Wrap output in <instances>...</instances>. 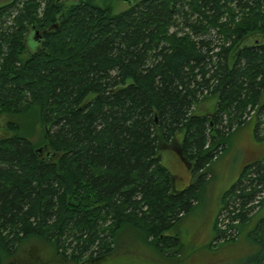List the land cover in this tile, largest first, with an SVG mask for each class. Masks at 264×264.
<instances>
[{
	"label": "trees",
	"instance_id": "1",
	"mask_svg": "<svg viewBox=\"0 0 264 264\" xmlns=\"http://www.w3.org/2000/svg\"><path fill=\"white\" fill-rule=\"evenodd\" d=\"M6 19L0 115L25 118L0 137V264L27 238L98 264L125 228L180 263L177 225L227 138L250 120L264 137V0H133L118 12L94 0H11L0 5ZM206 98L213 110L197 113ZM28 114L41 127L35 143ZM172 145L194 177L181 189L162 162ZM242 231L253 245L244 264H264L263 159L223 191L208 246Z\"/></svg>",
	"mask_w": 264,
	"mask_h": 264
},
{
	"label": "rangeland",
	"instance_id": "2",
	"mask_svg": "<svg viewBox=\"0 0 264 264\" xmlns=\"http://www.w3.org/2000/svg\"><path fill=\"white\" fill-rule=\"evenodd\" d=\"M9 1L11 0H0V5ZM75 1L64 0V3L69 5ZM132 1L94 0L100 5H111L116 12L127 8ZM8 20L0 22L7 25ZM211 33L217 38L215 31L212 30ZM29 44L31 47L33 46V42H29ZM214 105V98H206L198 102L194 110L197 113H206L212 111ZM28 115L33 118L31 114ZM24 116L0 115V137L11 134L7 127V121L10 119L24 121ZM32 118H30V123L26 124L32 127L29 138L35 143L41 137V127ZM261 126L263 127L264 124ZM255 159L264 160V137L260 139L255 137L253 121L250 120L229 135L224 151L210 165L211 177L201 193L199 204L189 216L177 225L176 231L183 242L185 252L184 259L178 264H244L243 257L249 255V247L253 248L251 242L244 236H239L238 240L221 246L218 245L219 243L216 246H208L212 239L211 206L212 199L214 201L217 195L228 189L237 179L243 165ZM162 162L174 175V185L177 189L185 187L194 178L189 167L181 160L178 152L174 150L173 145L163 149ZM116 243V252L98 264H168L152 247L142 243L131 229L125 228L120 231ZM3 264L75 263L55 253L51 244L40 239L27 238L21 243L17 253Z\"/></svg>",
	"mask_w": 264,
	"mask_h": 264
},
{
	"label": "crops",
	"instance_id": "3",
	"mask_svg": "<svg viewBox=\"0 0 264 264\" xmlns=\"http://www.w3.org/2000/svg\"><path fill=\"white\" fill-rule=\"evenodd\" d=\"M222 193H223V192H222ZM222 193H221L220 195H217V196L214 198V201H213V199H212V206H211V208H212V214H211V216H210L211 219H212V220H211V223H210V227H211L212 232H213L214 221H215L216 215H217V213H218V210H219V208H220V197H221ZM262 210H263V209H262ZM252 224H253V221H251L250 224L247 225V226L245 227V230L250 229V227L252 226ZM243 233H244V231H242V233H241L240 236H242Z\"/></svg>",
	"mask_w": 264,
	"mask_h": 264
},
{
	"label": "built area",
	"instance_id": "4",
	"mask_svg": "<svg viewBox=\"0 0 264 264\" xmlns=\"http://www.w3.org/2000/svg\"><path fill=\"white\" fill-rule=\"evenodd\" d=\"M222 220V221H221ZM228 223V219L225 217V214L221 215L220 222L218 223L221 228Z\"/></svg>",
	"mask_w": 264,
	"mask_h": 264
},
{
	"label": "water",
	"instance_id": "5",
	"mask_svg": "<svg viewBox=\"0 0 264 264\" xmlns=\"http://www.w3.org/2000/svg\"><path fill=\"white\" fill-rule=\"evenodd\" d=\"M34 32H35V33H34V34H35V35H34L35 38L38 37V36H40L38 30H35ZM43 149H45V146L38 148L37 151L41 153V152L43 151ZM181 160H182V159H181ZM182 161H183V160H182Z\"/></svg>",
	"mask_w": 264,
	"mask_h": 264
}]
</instances>
